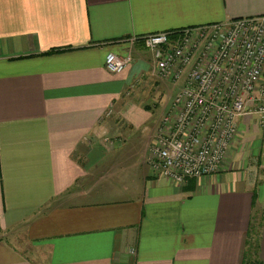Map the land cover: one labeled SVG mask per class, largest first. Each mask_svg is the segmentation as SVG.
<instances>
[{
	"label": "crops",
	"instance_id": "1",
	"mask_svg": "<svg viewBox=\"0 0 264 264\" xmlns=\"http://www.w3.org/2000/svg\"><path fill=\"white\" fill-rule=\"evenodd\" d=\"M260 14L264 0H0V264H264V118L237 117L218 170L177 185L147 166L158 122L126 98L147 58L129 38Z\"/></svg>",
	"mask_w": 264,
	"mask_h": 264
},
{
	"label": "built area",
	"instance_id": "2",
	"mask_svg": "<svg viewBox=\"0 0 264 264\" xmlns=\"http://www.w3.org/2000/svg\"><path fill=\"white\" fill-rule=\"evenodd\" d=\"M141 42L159 79L181 85L158 121L145 162L174 184L215 173L236 136V119L264 118V14L231 18L177 32L129 38ZM130 47L108 51L103 67L119 74Z\"/></svg>",
	"mask_w": 264,
	"mask_h": 264
},
{
	"label": "rangeland",
	"instance_id": "3",
	"mask_svg": "<svg viewBox=\"0 0 264 264\" xmlns=\"http://www.w3.org/2000/svg\"><path fill=\"white\" fill-rule=\"evenodd\" d=\"M142 53L147 56V58H144L145 65L142 66L143 72L146 74L140 77L137 85L134 86L132 84L131 93L126 98L130 101H139L140 105H144V109L148 113L145 120H150L151 123L156 124L162 116L171 110V102L179 89L181 78L172 82L170 80L159 79L155 75L151 76V64H149L150 60L148 58L149 52L143 51ZM149 72L151 75L148 74ZM135 91L136 93L134 94ZM134 95L136 99L134 98L135 100H132ZM250 242L252 244V241Z\"/></svg>",
	"mask_w": 264,
	"mask_h": 264
},
{
	"label": "trees",
	"instance_id": "4",
	"mask_svg": "<svg viewBox=\"0 0 264 264\" xmlns=\"http://www.w3.org/2000/svg\"><path fill=\"white\" fill-rule=\"evenodd\" d=\"M180 29H178V30H172L173 32H177V31H179ZM240 264H246L245 262H242V263H240Z\"/></svg>",
	"mask_w": 264,
	"mask_h": 264
}]
</instances>
